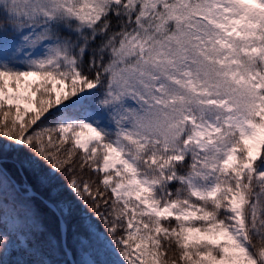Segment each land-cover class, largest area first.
<instances>
[{
	"label": "snow or ice",
	"instance_id": "obj_1",
	"mask_svg": "<svg viewBox=\"0 0 264 264\" xmlns=\"http://www.w3.org/2000/svg\"><path fill=\"white\" fill-rule=\"evenodd\" d=\"M0 264H264V0H0Z\"/></svg>",
	"mask_w": 264,
	"mask_h": 264
},
{
	"label": "trees",
	"instance_id": "obj_2",
	"mask_svg": "<svg viewBox=\"0 0 264 264\" xmlns=\"http://www.w3.org/2000/svg\"><path fill=\"white\" fill-rule=\"evenodd\" d=\"M7 167H9V168H11V164L9 163V164H7L6 165ZM101 227H103V225L101 224Z\"/></svg>",
	"mask_w": 264,
	"mask_h": 264
}]
</instances>
